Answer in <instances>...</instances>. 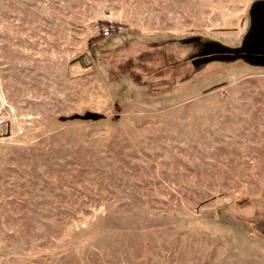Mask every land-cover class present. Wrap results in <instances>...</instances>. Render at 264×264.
<instances>
[{"label": "rangeland", "instance_id": "obj_1", "mask_svg": "<svg viewBox=\"0 0 264 264\" xmlns=\"http://www.w3.org/2000/svg\"><path fill=\"white\" fill-rule=\"evenodd\" d=\"M0 264H264V0H0Z\"/></svg>", "mask_w": 264, "mask_h": 264}, {"label": "water", "instance_id": "obj_2", "mask_svg": "<svg viewBox=\"0 0 264 264\" xmlns=\"http://www.w3.org/2000/svg\"><path fill=\"white\" fill-rule=\"evenodd\" d=\"M86 120H98L99 119V115L95 114V113H87L84 115L83 117Z\"/></svg>", "mask_w": 264, "mask_h": 264}, {"label": "built area", "instance_id": "obj_3", "mask_svg": "<svg viewBox=\"0 0 264 264\" xmlns=\"http://www.w3.org/2000/svg\"><path fill=\"white\" fill-rule=\"evenodd\" d=\"M114 32V28H104L103 30H102V34H103V36H109V35H111L112 33Z\"/></svg>", "mask_w": 264, "mask_h": 264}, {"label": "trees", "instance_id": "obj_4", "mask_svg": "<svg viewBox=\"0 0 264 264\" xmlns=\"http://www.w3.org/2000/svg\"><path fill=\"white\" fill-rule=\"evenodd\" d=\"M236 53L239 54V55H246V54H249V53H246V52H233V54H235V55H236ZM226 54L231 55L232 52H231V53H226ZM249 55H250V54H249ZM260 61H262V60H260Z\"/></svg>", "mask_w": 264, "mask_h": 264}]
</instances>
